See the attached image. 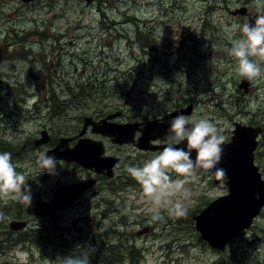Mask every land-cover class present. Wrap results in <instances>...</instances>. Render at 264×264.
Here are the masks:
<instances>
[{
    "label": "rangeland",
    "instance_id": "obj_1",
    "mask_svg": "<svg viewBox=\"0 0 264 264\" xmlns=\"http://www.w3.org/2000/svg\"><path fill=\"white\" fill-rule=\"evenodd\" d=\"M241 7L247 8L245 14L258 12L255 0H0V43L10 45L0 63V129L17 125L14 135L19 129L45 130L57 144L60 137L77 135L85 116L98 120L121 110L117 121L147 120L189 103L195 107L186 116L212 119L225 138L234 123L264 126V76L240 88L242 78L228 54L230 40L240 35L234 26L247 21L243 13H232ZM90 76L108 81L102 84L105 93L89 100L92 88H81ZM259 140L254 161L264 174V133ZM105 142L107 152L120 150L115 154L120 161L113 179L98 181L79 164L62 160L54 174L43 172L37 161L49 144L40 145L33 171L28 170L33 207L65 184L91 177L97 183L53 216L31 220L30 233L10 234L14 241L1 252L0 264H62L78 244L79 227L100 233L107 227V241L119 219L126 233L109 244L132 245L135 264H264V207L224 249L211 248L200 238L193 216L226 193L222 181L214 184L210 174L196 170L185 185L190 195L173 197L183 200L187 215L174 217L166 204L154 208L126 171L157 153ZM0 151L6 150L0 146ZM4 206L0 200V216ZM22 208L26 204L18 202L9 212L19 214ZM157 214L160 218L153 219ZM39 230L51 234L44 250L38 246ZM23 233L34 236L22 241Z\"/></svg>",
    "mask_w": 264,
    "mask_h": 264
},
{
    "label": "water",
    "instance_id": "obj_2",
    "mask_svg": "<svg viewBox=\"0 0 264 264\" xmlns=\"http://www.w3.org/2000/svg\"><path fill=\"white\" fill-rule=\"evenodd\" d=\"M20 1L31 2L34 0ZM83 1L90 3L92 0ZM245 12V7L232 11L233 14H245ZM257 14L248 17L247 23ZM8 47L9 45L6 43L0 44V62L5 57ZM248 84L249 81L242 78L238 86L245 90ZM191 108L192 106L189 105L184 109L175 110L170 114V117L189 113ZM117 115H119V112L110 114L101 120H94L90 116L84 117L82 128L77 134L78 139L73 146L69 145L73 139L72 137H60L57 144L46 152L49 156H54L56 160L76 162L83 168L93 170L98 174L106 170V174L111 176V169L118 159L111 156H103L102 142L84 138L83 135L90 126L92 133L109 137L114 143L133 142L137 123L118 124L109 122V118ZM155 125H157L155 120L145 123L141 130L142 136L137 143V147L144 150L163 149L165 145H154L149 142L159 137L169 123H162L159 125L160 127L153 130ZM235 126L231 140L223 145L224 155L217 166L226 171L227 179H224V188L228 190V193L211 201L193 216L194 226L200 238L212 248L219 250L224 249L230 239L241 230L248 228L253 218L264 206V180L261 179L258 167L253 163V153L257 145L256 137L260 129L240 124H235ZM48 141L47 132L45 130L41 131L39 144ZM177 147L186 148V142L177 145ZM195 155V152H193V160H195ZM213 178L215 183L221 181L214 175ZM95 182L96 180L91 178L60 187L54 192L49 201H42L36 205V214L42 218L52 216L60 209L79 199L83 192L90 189ZM257 193L259 194V199L255 198ZM24 224V221H12L9 223V228L11 230L21 229ZM145 231H139L138 234H142Z\"/></svg>",
    "mask_w": 264,
    "mask_h": 264
},
{
    "label": "clouds",
    "instance_id": "obj_3",
    "mask_svg": "<svg viewBox=\"0 0 264 264\" xmlns=\"http://www.w3.org/2000/svg\"><path fill=\"white\" fill-rule=\"evenodd\" d=\"M255 3L258 14L242 26H234L240 35L230 40L228 49L235 61V73L248 81L264 76V11L260 10L264 0H255ZM221 133L218 124L208 117L178 114L167 129L168 142L163 149L142 166H128L126 171L141 186L144 197L154 208L166 204L169 215L186 216L183 200H173V197L182 195L186 199L190 195L185 185L197 169L212 173L218 180L227 179L226 171L217 167L224 155L225 137ZM185 142L186 148L177 147ZM37 163L43 172L55 173L56 158L47 152L40 153ZM169 173L179 178L173 180ZM255 198H260L258 193ZM0 199H15L28 207L32 202L27 178L17 171L10 152H0ZM159 218L158 214L153 217ZM62 264H89V257L67 256Z\"/></svg>",
    "mask_w": 264,
    "mask_h": 264
},
{
    "label": "flooded vegetation",
    "instance_id": "obj_4",
    "mask_svg": "<svg viewBox=\"0 0 264 264\" xmlns=\"http://www.w3.org/2000/svg\"><path fill=\"white\" fill-rule=\"evenodd\" d=\"M247 91H248V88H247ZM189 105L192 106V108H191V112H192V110L195 107V104L194 103H192V104L189 103L187 106H189ZM181 108H179V107L174 108L172 111L166 112L164 116L157 115L155 118H152V119L134 120V121H130V122L117 121V119L122 116V111L118 110L119 115L116 116L115 118L111 119L110 122H115V123H137L136 130L134 132V140H133V142H130V143H123V144L114 143V142L111 141V138H109V137L103 136L101 134H93V133H91L90 127H88L87 128V132L85 133V137L92 138L91 135L95 136L96 138H98L99 141L102 142V145H103V153H102V155L103 156L116 157L118 159L116 164L111 169V176H108L107 174H105L107 172L106 170L103 171L100 174H98V173L96 174L93 171H89V172L92 175L94 174L96 176L95 178H96L97 181L100 180V179H103L104 177H107L108 179H113L117 175V173H115V168H116L117 164L120 161V157L115 155V154L116 153H120L119 152L120 150L118 149L119 151L115 150V151H112V152H110V150H109V152H107L108 149H107V147H105V144H106L105 140L107 142H109L110 145H112V148H114V147L122 148V147H124L126 145H132L133 147H135V150L138 153H158L159 151H161L162 149L144 150V149H139L137 147V143H138V141L140 139V136H141V130L143 129V127L145 126V123L147 121L155 120L156 124H157L155 126H157V127H160L159 125L162 124V123H169V125L165 128V130L162 132V134L159 137H157L155 140L149 142V143L154 144V145H161V146L162 145H166L167 142H168L167 141V135H166L167 129L170 127V123H171V120L173 119V117L176 116V115H174V116L170 117V114L172 112H174L175 110H180ZM22 117L23 116H21L20 118L22 119ZM235 124H240V123H234V128L230 132L231 135H229L228 137L225 138V143H228L231 140L232 135H233V130L236 127ZM253 124H255V123H253L251 121H247V122H243L240 125L253 126ZM16 127H17V125H15L13 127H9V126L2 127L0 129V133L1 132L3 133L0 136V146L3 147V150L4 149L6 150V151H0V152H10L12 154V162L17 165V171L18 172H22L26 176L28 187L30 188V191H32V190H34L33 187H32V183H31V179L33 177H32V175H30L31 173L28 170L30 169L31 172L33 171V167H34V156L33 155H34L35 152H39V149H40V145L41 144H39L38 141L40 139L39 134H40L41 130L38 129L37 133L34 134L33 132H29L28 131L26 133V132L23 131V129H19L20 133L18 135H14L17 132L16 131ZM254 127H258L260 129V132L258 133V135L256 137L257 145H256V148H255L254 153H253V163L255 164V161H254L255 160V153L257 152L256 150H257L258 146L261 143V140H259V138H260V135H262V133H264V126L262 124L258 123ZM154 129L155 128H153V130ZM156 131H158V130H156ZM155 132H153V133H155ZM25 135H27V136L25 137ZM9 137H12V140H9L8 139ZM71 137L73 139L69 143L70 146H72L76 142V140H75L76 136H71ZM17 140H20V141L17 143ZM50 142H52V141L50 140L49 142H47V144H49V147L46 150H48L51 147H54L55 144H56V141H53L52 143H50ZM124 153H128V152L125 151ZM25 161L27 162L28 165H25ZM64 162L67 163V164L70 163V162H66V161H64ZM72 164H75V163H72ZM257 167H258V172H259V174L261 176V179L264 180L263 171L259 168V166H257ZM203 173H207V172H203ZM208 174H210V177H211L212 182H213V177H212L211 173L208 172ZM88 179H91V178H88ZM97 181L95 182L94 185H96ZM221 181H222V184H224V180H221ZM221 181H219L218 184H221L220 183ZM55 190L56 189H54V191L52 193V196H53ZM52 196H51V198H52ZM0 200H3V199H0ZM4 202H5V206L3 208L4 215L0 216V234L1 233L2 234L6 233V235H8V234H13V233H20V232H23L25 230L28 231V232L32 231L33 228L29 225L30 221L40 218L38 216V214H36V212H35V207H36L38 202L35 204L34 207L32 205V202H31V205L29 207L25 203L27 209L22 208V210H21V212L19 214L10 213L9 212L10 211L9 207L14 205V204H16V203H18L17 200H15V199H7V200H4ZM30 212L34 213V215H35L34 218H33V215H28V213H30ZM12 221H24L25 224H24V226L21 229L11 230L9 228V223L12 222Z\"/></svg>",
    "mask_w": 264,
    "mask_h": 264
},
{
    "label": "trees",
    "instance_id": "obj_5",
    "mask_svg": "<svg viewBox=\"0 0 264 264\" xmlns=\"http://www.w3.org/2000/svg\"><path fill=\"white\" fill-rule=\"evenodd\" d=\"M141 30L142 29H139L137 31L141 32ZM107 81L108 78L106 76H103V78L101 79H96V77L90 76L86 78V82L81 89H83L84 87L92 88L89 93L90 100L92 98H95L97 94L105 93L102 84ZM99 88H102V90ZM101 111L103 112V108L101 109ZM94 224L97 226L98 223L94 222ZM115 226L116 228L112 229L111 231L114 234L112 237H119L120 234L126 233L127 225L124 224V219H119V222ZM109 235L110 234L108 233L107 227H105L103 232L101 233L93 232L90 231V229L79 227L77 229L76 235L78 244L75 247L69 249L68 255H73L75 257L87 256L89 257V264H101L102 262L106 264H112L113 262H116L117 264H135L136 258H134V263L131 259L132 253L134 251L133 246L126 245L124 241H118L119 246L116 248L115 244H109V242L112 240V237L110 239H107V241H104V239L108 238ZM12 236L13 235L10 234L6 235V233L0 234V255L2 254L1 252L5 251L6 246L12 245L11 243L14 241L11 239ZM33 236L29 237L27 233H23L22 235H20V239L22 241H25L26 239L31 241ZM36 236L38 240V246L41 247L42 250H44V247L47 246V241L51 240V234L45 233L44 230H39L38 232H36ZM127 255L129 256L128 258Z\"/></svg>",
    "mask_w": 264,
    "mask_h": 264
}]
</instances>
